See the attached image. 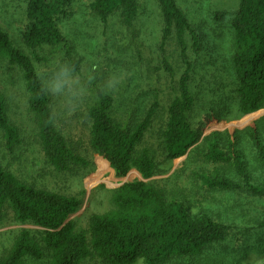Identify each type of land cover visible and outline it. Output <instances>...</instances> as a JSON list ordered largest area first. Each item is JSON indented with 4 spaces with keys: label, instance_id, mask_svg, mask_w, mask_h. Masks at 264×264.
<instances>
[{
    "label": "trees",
    "instance_id": "16d2710c",
    "mask_svg": "<svg viewBox=\"0 0 264 264\" xmlns=\"http://www.w3.org/2000/svg\"><path fill=\"white\" fill-rule=\"evenodd\" d=\"M156 1L162 17L161 50L175 41L185 67L177 96L167 108V122L156 150L140 147L158 118L157 95L149 105L143 106L144 109L141 108L143 104L136 108L144 111L136 122L133 118L119 119L115 99L106 93L98 92L97 101L87 110L91 150L110 163L119 179L127 178L133 171L146 180L151 179L160 173L161 161L171 162L186 155L199 141L194 124L198 106L206 115H212L222 109L218 100L228 98L234 99L239 116L264 110V0H239L232 20V55L227 69L223 70L224 76L216 72L214 82L210 83L205 75H199V87L195 85V64L202 62L205 49L199 29L178 0ZM76 7L106 24L116 19L126 30L132 29L140 10L137 0H27L22 39L28 54L16 48L0 28V60L6 59L22 70L28 111L36 118L41 150L47 164L59 174L88 169L90 161L75 152L55 125L49 93L39 75V67L46 62L40 52L61 48L65 57L72 61L76 52L74 54V47L63 34L62 25L77 13ZM191 52L195 56L193 61ZM203 66L205 74L212 75L210 70L216 69L212 61L207 62V67ZM73 67L71 69L79 71L76 61ZM166 71L174 76L171 67L167 66ZM0 131L7 150L21 145L19 130L7 118L6 101L1 93ZM237 135L234 141L225 140L218 133L205 139V162L222 165L225 169L224 172L215 169L212 173L198 175V179L208 190L245 192L264 200V118L244 132L260 178L255 179L249 169V162L238 147ZM229 172L235 179L228 177ZM100 186L115 189L114 208L106 214L91 216L88 230L78 231L75 221L70 219L81 211V198L29 186L0 166V222L10 210L15 224L39 228L20 230L10 249L0 258V264H27L30 260L46 258L49 264H85L87 261L214 264L212 260L202 261L201 257L219 245L234 241L231 225L210 215H192L186 202L170 200L152 184L122 181L105 182ZM256 243L261 242L257 240Z\"/></svg>",
    "mask_w": 264,
    "mask_h": 264
},
{
    "label": "rangeland",
    "instance_id": "374dc122",
    "mask_svg": "<svg viewBox=\"0 0 264 264\" xmlns=\"http://www.w3.org/2000/svg\"><path fill=\"white\" fill-rule=\"evenodd\" d=\"M137 1L139 16L130 30L122 27L116 19L106 24L76 7L77 13L62 25L63 34L74 47V54L76 52L72 61L65 57L61 48L40 52L46 62L39 67V75L49 93L55 125L75 152L90 161V167L70 174H59L47 164L41 150L36 118L28 111L24 74L6 59L0 60V93L6 101L9 122L19 130L21 145L7 150L0 131V166L29 186L81 198V211L71 217L78 231L88 230L91 216L106 214L114 208L115 189L102 187L101 183L143 181L152 184L170 200L186 202L192 215H210L233 227L234 241L208 251L201 257L202 261L212 260L214 264H264V228H260L264 223V200L253 198L245 192L208 190L198 179V175L212 173L215 169L224 172L222 165L214 166L204 159V141L214 133L233 141L238 134V147L244 152L255 179L260 178L254 153L244 132L264 118V110L239 116L233 105L234 99L228 98L218 100L223 105L222 109L212 115H206L198 106L194 124L199 132V141L183 157L171 162L159 159L160 173L148 180L137 171L131 172L125 179L117 178L110 163L91 150V123L87 110L97 101L98 92L115 99L119 119L127 121L133 118L134 122L144 114V111L136 108L143 104L141 108L144 109V105H149L154 96H158V118L140 147L155 150L167 122V108L178 93L179 79L185 68L180 58V48L175 41H171L161 50L162 17L158 3L156 0ZM178 1L199 29L205 48L202 62L195 64V85L199 87V75H205L210 83L214 82L216 72L224 76L223 70L228 67L232 55V20L239 0ZM26 10L27 0H0V28L8 34L16 48L28 54L22 39ZM190 55L193 61L195 56L192 52ZM74 61L79 71L71 69ZM210 61L215 62L216 68L210 70L212 75L205 74L203 66ZM167 66L172 68L173 77L166 71ZM55 83L61 85L58 92L52 90ZM196 148L198 153V150L195 152ZM227 175L235 179L232 172ZM12 217V212L8 210L5 219L0 222V258L10 249L20 230L39 229L15 224ZM257 240L261 242L258 245ZM246 245L247 249L244 250ZM27 264H49V261L47 258L43 261L30 260ZM85 264L101 263L87 261ZM137 264L143 263L139 261Z\"/></svg>",
    "mask_w": 264,
    "mask_h": 264
},
{
    "label": "clouds",
    "instance_id": "9594fccd",
    "mask_svg": "<svg viewBox=\"0 0 264 264\" xmlns=\"http://www.w3.org/2000/svg\"><path fill=\"white\" fill-rule=\"evenodd\" d=\"M52 90H53L54 92H58V91H60V90H61V85H60L59 83H55V84H53V86H52Z\"/></svg>",
    "mask_w": 264,
    "mask_h": 264
},
{
    "label": "water",
    "instance_id": "95a60500",
    "mask_svg": "<svg viewBox=\"0 0 264 264\" xmlns=\"http://www.w3.org/2000/svg\"><path fill=\"white\" fill-rule=\"evenodd\" d=\"M70 220H71V219H70ZM70 220H69V221H70Z\"/></svg>",
    "mask_w": 264,
    "mask_h": 264
}]
</instances>
